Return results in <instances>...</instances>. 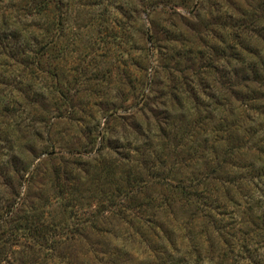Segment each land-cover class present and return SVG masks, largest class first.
Here are the masks:
<instances>
[{
    "label": "rangeland",
    "instance_id": "rangeland-1",
    "mask_svg": "<svg viewBox=\"0 0 264 264\" xmlns=\"http://www.w3.org/2000/svg\"><path fill=\"white\" fill-rule=\"evenodd\" d=\"M40 2L0 0V53L10 48L14 54L36 51L35 42L48 43L41 64L30 61L31 77L22 78L21 66L0 59V69L6 70L0 72V91L12 93L16 102L0 117V219L7 208L26 199L27 206L48 201L42 208L45 221L77 223L55 195L54 170L60 172L59 183L74 186L79 198L75 209L87 214L98 207L100 191L104 196L111 191L112 178L128 171L148 180L186 177L192 161L183 152L210 139L209 125L193 137L194 143L189 138L192 89L201 90L196 98L208 106L207 96H218L230 72L227 65L235 67L226 58L227 42L236 37L253 47L254 36L264 40V0H45L37 13L32 7ZM20 81L28 84L25 95L18 91ZM57 90L62 97L53 94ZM147 93L146 104L140 105L141 94ZM52 147L55 154H44ZM129 149L145 153L148 166L153 165L150 172L133 164L138 157ZM25 165L36 168L29 185L19 180ZM162 189L153 186L139 196H156ZM121 205L127 212L128 204ZM146 208L132 212L145 214ZM132 223L136 221L122 225L111 218L107 227L125 239ZM81 240L75 236L67 241L59 256L73 264L89 259V253L82 254ZM146 244H131L136 263L142 261ZM29 245L28 240H11L9 260L0 264H33L48 256L45 251L31 253ZM251 249L264 256L263 242Z\"/></svg>",
    "mask_w": 264,
    "mask_h": 264
},
{
    "label": "trees",
    "instance_id": "trees-1",
    "mask_svg": "<svg viewBox=\"0 0 264 264\" xmlns=\"http://www.w3.org/2000/svg\"><path fill=\"white\" fill-rule=\"evenodd\" d=\"M45 3L42 0L32 8L38 13L44 9ZM29 7L30 4L25 10ZM244 41L235 37L227 42L226 58L228 61L234 60L235 67L238 66L236 69L227 65L231 68L230 72L224 76L221 90L216 94L218 96H207L208 106L204 107L196 98L201 90L192 89L191 109L194 114L189 138L194 143L193 137L209 125L207 136L210 139H205L202 146L183 152V156H189L192 161V168L186 177L168 182L150 176L152 180H148L128 171L118 179L112 178L109 182L111 191L105 196L100 191L98 207L87 214L83 211L78 213L74 205L79 198L74 186L63 181L59 183L60 172L54 170L56 174L52 181L58 189L55 195L62 208L69 207V214H73L78 222L69 224L64 218L63 221H45L42 208L48 205V201L27 206L26 199H22L15 207L13 204L7 208L0 219V231L6 233L0 235V262L9 260L7 254L11 250H6V247L11 240H28L29 249L33 248L31 253L45 251L49 256H44L41 262L40 258L33 260V264H45L46 258L50 260L48 264H73L71 259L59 256L62 255L60 250L67 241L79 236L82 239V254L91 255L79 264H264V256L259 257L256 249H251V245L264 243V137H261L264 132V40L254 36L253 47ZM260 41L262 44H259ZM47 45L42 39L35 42L36 51L24 50L14 54L10 48L0 53V59L21 66L25 74L22 78L25 79L33 73L29 66L34 61L38 65L43 61L42 52ZM1 71L6 73L4 68ZM16 84L21 95L29 92L24 89L28 88L27 83L20 81ZM53 94L63 96L58 90ZM148 95L141 94L140 105L146 104ZM14 103L12 93L1 90L0 117L9 112ZM185 103L189 104L190 101L186 100ZM24 133L21 130L19 135L23 137ZM38 133L34 134L37 139L40 137ZM217 134H221V137ZM179 137L183 139V135ZM129 150L138 157L133 164L150 172L153 165L148 166L145 153ZM44 154L51 156L55 154V149H45ZM100 164L97 163L98 166ZM24 167L19 180L29 185L36 175V168L29 170L28 165ZM157 185L163 189L156 196L149 193L139 196ZM122 201L128 204L127 212L121 210ZM146 206L145 214L132 212L135 208ZM229 207L233 212L228 211ZM24 208L30 210L23 211ZM127 217L129 222L136 221V224L132 223L128 237L116 238L113 230L107 227L109 219L116 218L126 225L129 223L125 220ZM7 224L10 226L4 228ZM117 228L123 229L121 225ZM90 238L92 241L88 240ZM117 241L120 243L116 244ZM135 241L147 243L145 254L141 255L142 261L138 263L130 252L131 244ZM50 257L59 260H51ZM16 262L24 264L23 261Z\"/></svg>",
    "mask_w": 264,
    "mask_h": 264
}]
</instances>
